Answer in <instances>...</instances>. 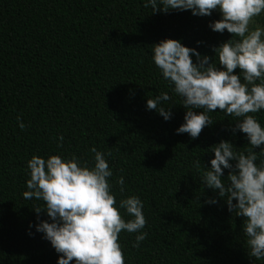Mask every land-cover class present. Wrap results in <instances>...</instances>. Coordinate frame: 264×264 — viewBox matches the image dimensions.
<instances>
[{
	"label": "trees",
	"instance_id": "1",
	"mask_svg": "<svg viewBox=\"0 0 264 264\" xmlns=\"http://www.w3.org/2000/svg\"><path fill=\"white\" fill-rule=\"evenodd\" d=\"M219 18L216 11L153 13L144 0H0V264H56L60 254L35 229L33 208L43 201L22 196L26 162L75 154L91 163L93 146L109 154L117 206L130 195L143 202L145 239L134 247L137 233L118 236L125 264H264L247 254L244 218L218 196L216 205L205 204L215 193L199 179L221 139L237 153L249 147L246 134L230 131L239 118L216 109L197 138L177 134L185 109L151 59L153 44L165 38L214 58L213 46L232 37L208 27ZM164 91L168 121L145 108ZM250 114L264 126V110ZM39 218L48 219L43 211Z\"/></svg>",
	"mask_w": 264,
	"mask_h": 264
},
{
	"label": "clouds",
	"instance_id": "2",
	"mask_svg": "<svg viewBox=\"0 0 264 264\" xmlns=\"http://www.w3.org/2000/svg\"><path fill=\"white\" fill-rule=\"evenodd\" d=\"M149 5L153 13L190 10L192 15L203 17L216 11L220 18L210 21L208 27L232 34L213 46L214 58L180 40L165 38L153 44L151 59L185 109L183 123L175 129L177 134L197 138L205 126L214 123L208 113L216 109L226 117L239 118L230 131L233 135L237 131L246 134L249 147L237 153L230 141L221 139L211 147L214 157L199 179L204 188L215 193L204 203L216 205V196L223 198L230 213L244 218L241 231L248 256L264 259V159L256 163L258 156H264V126L250 114L264 110V28H249L250 21L264 12V0H144V6ZM234 36L240 39L234 40ZM169 99L167 91L160 92L147 98L145 108L168 121L171 107L165 108L162 102ZM17 123L21 130L25 128L19 116ZM63 140L62 135L57 137L58 148ZM257 147L258 152L254 151ZM89 151L94 154L91 163L75 154L32 155L26 162L30 178L22 196L43 201L33 208L38 220L35 229L60 254L56 264H125L118 236L122 230L137 233L134 247L145 239L147 233L140 231L146 224L143 202L130 195L120 199L117 206L107 179L113 175L105 158L109 154L95 146ZM195 163L199 167V161ZM116 183L123 192L124 178L119 177ZM120 210L129 217L127 220ZM42 211L48 219L39 218ZM32 226L30 223L29 228Z\"/></svg>",
	"mask_w": 264,
	"mask_h": 264
},
{
	"label": "rangeland",
	"instance_id": "3",
	"mask_svg": "<svg viewBox=\"0 0 264 264\" xmlns=\"http://www.w3.org/2000/svg\"><path fill=\"white\" fill-rule=\"evenodd\" d=\"M264 19V12H262L259 16H256L250 21L249 28H255L256 26H260L263 28L262 20Z\"/></svg>",
	"mask_w": 264,
	"mask_h": 264
}]
</instances>
